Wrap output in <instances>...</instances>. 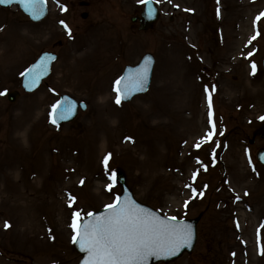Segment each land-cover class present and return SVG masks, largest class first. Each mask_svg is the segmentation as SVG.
I'll list each match as a JSON object with an SVG mask.
<instances>
[{
    "label": "rangeland",
    "instance_id": "obj_1",
    "mask_svg": "<svg viewBox=\"0 0 264 264\" xmlns=\"http://www.w3.org/2000/svg\"><path fill=\"white\" fill-rule=\"evenodd\" d=\"M88 1L47 0L37 24L0 8V264H77L73 214L113 203L117 172L161 215L200 217L193 251L158 264H264V140L248 144L264 123V0H154L160 18L142 33L130 23L141 0ZM43 51L57 55L52 73L23 94L22 72ZM145 53L148 92L117 105L115 81ZM209 93L216 131L205 143ZM63 94L87 110L55 128Z\"/></svg>",
    "mask_w": 264,
    "mask_h": 264
},
{
    "label": "snow or ice",
    "instance_id": "obj_2",
    "mask_svg": "<svg viewBox=\"0 0 264 264\" xmlns=\"http://www.w3.org/2000/svg\"><path fill=\"white\" fill-rule=\"evenodd\" d=\"M12 2L13 0H0V4H11ZM16 2L22 4L35 19L39 17L44 0H16ZM141 3L146 5L148 14L151 16L153 0H141ZM261 17H264V12L256 17V21H259ZM61 24L68 30L63 21ZM68 34L71 36L70 30H68ZM257 35H259L258 32ZM256 38L257 36L254 35L251 40ZM148 62L145 61L144 68L137 69L134 73L115 81L114 91L116 92L115 103L117 105L121 103L122 97L144 89ZM46 69L47 62L42 60L35 68L29 69L22 75L31 84H35L39 79L40 72ZM251 69L252 74L255 75L257 66L254 63L251 65ZM25 86L30 87V84ZM214 91L215 87L212 89V92ZM205 92L208 93L209 90L205 88ZM0 95H4V93H0ZM208 109L211 131L206 133L203 141L205 143L212 140L216 131L213 122L211 93L208 94ZM73 111L74 105L71 103L56 104L52 108L50 122L56 125L58 120L67 119ZM260 119L264 120V116ZM220 134L223 135V133ZM196 147L199 148L200 144L198 143ZM107 163L108 157L104 160L106 167ZM195 175L194 173V178ZM114 177L115 173L109 179L114 180ZM111 189L112 185L110 184L108 190L111 191ZM199 195L202 196L203 193L201 192ZM193 196H196L195 189H193ZM71 199L73 198L70 197ZM187 203L186 201L185 207H187ZM69 206L71 207V204ZM87 215L90 219L80 223V213H74L72 223L75 233L72 241L79 245L82 252L87 254L84 264H148L150 258L160 259L161 257L175 256L181 249L191 247L193 238L191 225L178 222L174 216L161 219L127 198L121 199L117 196L113 203L105 207L102 215L97 216L91 212ZM8 227L6 222L5 228ZM261 254H264V250Z\"/></svg>",
    "mask_w": 264,
    "mask_h": 264
},
{
    "label": "water",
    "instance_id": "obj_3",
    "mask_svg": "<svg viewBox=\"0 0 264 264\" xmlns=\"http://www.w3.org/2000/svg\"><path fill=\"white\" fill-rule=\"evenodd\" d=\"M11 5H17L25 15H27L29 17L30 20L34 21V22H38L42 19L45 18L46 14H47V7L45 5V3H43L42 5V10L39 14V17L38 18H33L32 15L25 10L24 6L18 2H16V0H13V2L11 4H0L1 7L3 8H7ZM152 8H153V13L151 16H149L148 14V11H147V7L145 5L144 7V10L143 12H141L140 14V17L138 18V22H139V30H142V31H146L148 29H151L152 28V25H153V22H155L157 20V17H158V14L156 13L157 10L156 8L154 7V5L152 4ZM86 15L84 14L82 17H85ZM132 21H134L132 19ZM55 56L53 55H50V54H42L40 56V58L37 59V61L32 64L27 70H25L24 73L28 72L29 69H32V68H35L37 65H39L41 63L42 60H46L47 62V69L45 71H42L40 72L39 74V79L37 80V82L35 84H31L30 81L28 79H26V77L23 75V78H22V89L25 91V92H32V90H35L39 84L41 83L42 79L46 78V76L49 74V70H50V65H51V62L54 60ZM149 61L148 64L146 65L147 67V78H146V83H145V87L143 90L141 91H135V92H132L130 95L126 96V97H122V100L124 102H127L129 101L134 95H137V94H141V93H144L147 91L148 87H149V84H150V79H151V73H152V68H153V63H154V60L153 58L150 56V55H145L142 60L140 61V63L135 66V67H125L124 69V72L122 74L121 77H126L128 76L130 73H134L137 69H142L145 67V61ZM263 67H264V62H263ZM120 77V78H121ZM26 84H30V87H26L25 85ZM18 97V93L17 92H10V94L8 95V100L10 102H13L16 100V98ZM71 103L74 105V111L68 116L67 119H64V120H58L57 121V124H60V123H67V122H70L72 120H74V118L76 117L77 115V112H78V108L80 107V109L83 111V109L85 108V105L84 104H77L75 103L72 99L68 98L67 96H62L58 103ZM85 110V109H84ZM256 136H259L260 138H264V125H262L260 127V129L256 130L253 134V138H255ZM257 158L259 160V162H262V164H264V150H261L257 153ZM118 181L122 187V193L120 195L121 199H124V198H127L133 202H135L139 207L141 208H144L146 209L149 213H152L153 215H156V216H159L161 219H164V217H161L157 212L151 210L150 208L144 206V205H141L139 204L137 201L134 200V198L132 197V194L130 193V191L128 190V188L126 187L125 185V179L123 177L122 174H118ZM105 210V209H104ZM104 210H100L99 212H96V213H93L94 215H102L104 213ZM199 218H196V219H193V220H182V221H178V222H181V223H184V224H188V225H191V228H192V233H193V238H192V243H191V247H187V248H183L179 251V253H177V255L175 256H170V257H167V258H164V257H161L160 259H156V258H150L149 261H148V264H155L157 262H160V261H163V262H169V261H172L173 259L175 258H178L183 252H191L193 247H194V243H195V240H196V225L199 221ZM90 219V217H87L85 220H88ZM85 220H83L82 222L80 223H83ZM74 244V243H73ZM75 246V249L77 250V252H79L78 254H81V260L78 264H84V260L86 259V253L82 252L79 248V245L78 244H74Z\"/></svg>",
    "mask_w": 264,
    "mask_h": 264
},
{
    "label": "flooded vegetation",
    "instance_id": "obj_4",
    "mask_svg": "<svg viewBox=\"0 0 264 264\" xmlns=\"http://www.w3.org/2000/svg\"><path fill=\"white\" fill-rule=\"evenodd\" d=\"M78 2H79V5H81V3L84 2V0H78ZM87 6H88V4H87Z\"/></svg>",
    "mask_w": 264,
    "mask_h": 264
},
{
    "label": "bare ground",
    "instance_id": "obj_5",
    "mask_svg": "<svg viewBox=\"0 0 264 264\" xmlns=\"http://www.w3.org/2000/svg\"><path fill=\"white\" fill-rule=\"evenodd\" d=\"M3 191H4V190H3ZM4 193H5V192H4ZM1 194H3V193L0 191V195H1ZM6 198H8V197L6 196ZM18 202H19V201H18ZM19 205H20V204H19Z\"/></svg>",
    "mask_w": 264,
    "mask_h": 264
}]
</instances>
